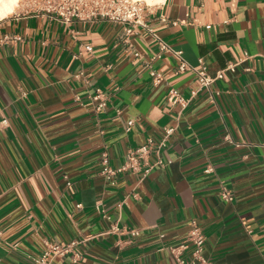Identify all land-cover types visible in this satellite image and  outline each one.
<instances>
[{
    "label": "crops",
    "instance_id": "crops-1",
    "mask_svg": "<svg viewBox=\"0 0 264 264\" xmlns=\"http://www.w3.org/2000/svg\"><path fill=\"white\" fill-rule=\"evenodd\" d=\"M143 4L144 22L191 66L234 70L208 90L170 53L156 57L141 26L126 36L107 20H0V264H32L44 241L76 242L75 261L53 264H174L161 246L178 244L191 220L211 264H264V0ZM169 88L187 102L168 101ZM96 89L110 97L100 111ZM165 128L163 166L113 184L100 174L103 152L119 167ZM113 223L138 234L109 233Z\"/></svg>",
    "mask_w": 264,
    "mask_h": 264
},
{
    "label": "built area",
    "instance_id": "built-area-1",
    "mask_svg": "<svg viewBox=\"0 0 264 264\" xmlns=\"http://www.w3.org/2000/svg\"><path fill=\"white\" fill-rule=\"evenodd\" d=\"M22 12L30 13L39 16H48L52 19L68 23L71 21H92V20H107L118 23L123 26V31L126 36L135 33V29L139 26L143 27L151 36L153 42L158 46L156 57H160L162 53L168 52L178 60L177 71L192 70L197 77L199 87L210 90V85L218 78L223 76L225 70H234L235 64H228L224 69L216 72L215 76H210L207 73L206 67L201 65L199 68L191 66L183 56L181 49L174 48L172 45L165 42L158 34L149 27L142 19L144 4L140 0H25ZM4 42H15L21 40L19 35H4L1 39ZM90 50V46H84ZM135 56H139L138 52H134ZM153 82L158 83L161 80V75L154 70H150ZM75 77L80 79L82 72L75 74ZM94 103L96 111L102 110L107 106L110 99L109 95L101 89H96L90 95ZM167 99L171 103L180 102L185 104L187 99L183 98L174 88H169L167 91ZM133 120H129L127 130L133 124ZM1 123L7 125V119H2ZM172 128H165L164 134L159 141H154L148 138L143 144L136 148H129L124 156L123 163L119 167H111L108 163L106 152L102 153L100 174L111 184L115 183L117 176L124 171L138 173L140 176H145L151 169L156 166H163V161L160 158V150L166 144V139L171 133ZM153 155V159L151 156ZM205 171H210L206 168ZM68 183V182H67ZM220 195L225 201H232L233 194L225 186H221ZM121 203L119 204V206ZM80 204H78V207ZM190 229L187 235L176 245L164 244L161 249L164 250L170 260L174 264H211V262L203 254L204 235L195 220L189 222ZM109 233L129 234L131 236L138 234V229L118 226L113 223ZM1 235V231H0ZM160 237L163 234H159ZM121 241L118 238L117 243ZM75 241L57 242L44 241L45 248L43 252L32 258V264H53L54 258L62 257L69 253L73 254L74 261L78 258L74 252ZM190 248V249H189ZM189 249L187 257L183 253Z\"/></svg>",
    "mask_w": 264,
    "mask_h": 264
},
{
    "label": "clouds",
    "instance_id": "clouds-1",
    "mask_svg": "<svg viewBox=\"0 0 264 264\" xmlns=\"http://www.w3.org/2000/svg\"><path fill=\"white\" fill-rule=\"evenodd\" d=\"M147 2H162V0H147ZM19 3L20 0H0V20H4L7 16L14 14Z\"/></svg>",
    "mask_w": 264,
    "mask_h": 264
},
{
    "label": "rangeland",
    "instance_id": "rangeland-1",
    "mask_svg": "<svg viewBox=\"0 0 264 264\" xmlns=\"http://www.w3.org/2000/svg\"><path fill=\"white\" fill-rule=\"evenodd\" d=\"M25 0H20L19 5L16 7L15 12H22L24 8ZM143 2V1H142ZM144 3V2H143Z\"/></svg>",
    "mask_w": 264,
    "mask_h": 264
},
{
    "label": "bare ground",
    "instance_id": "bare-ground-1",
    "mask_svg": "<svg viewBox=\"0 0 264 264\" xmlns=\"http://www.w3.org/2000/svg\"><path fill=\"white\" fill-rule=\"evenodd\" d=\"M140 1H143V2H145L146 4H149V5H151V4H155V3H158V2L148 3L147 0H140Z\"/></svg>",
    "mask_w": 264,
    "mask_h": 264
}]
</instances>
